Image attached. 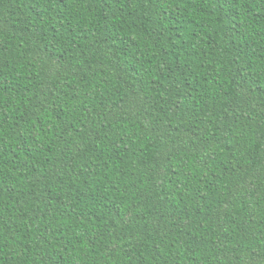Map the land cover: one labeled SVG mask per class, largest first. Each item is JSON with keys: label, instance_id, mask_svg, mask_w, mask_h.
I'll return each instance as SVG.
<instances>
[{"label": "trees", "instance_id": "16d2710c", "mask_svg": "<svg viewBox=\"0 0 264 264\" xmlns=\"http://www.w3.org/2000/svg\"><path fill=\"white\" fill-rule=\"evenodd\" d=\"M0 264H264V0H0Z\"/></svg>", "mask_w": 264, "mask_h": 264}]
</instances>
